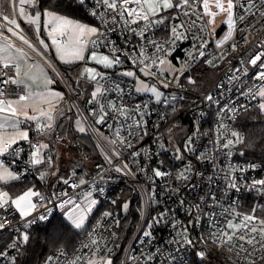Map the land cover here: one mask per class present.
I'll return each instance as SVG.
<instances>
[{
    "label": "built area",
    "instance_id": "2783aa9c",
    "mask_svg": "<svg viewBox=\"0 0 264 264\" xmlns=\"http://www.w3.org/2000/svg\"><path fill=\"white\" fill-rule=\"evenodd\" d=\"M173 2L175 3L177 0H173ZM81 5L91 16V24L100 27L103 31L102 25L105 18L91 15V11L98 7L96 0H85V3ZM239 11L238 8L234 9L237 27L233 36L221 47L216 46V41L227 34L228 28L224 23L218 25L216 20L214 33L212 25L208 26L206 32H197L196 27L193 26L191 31L186 33V38L176 40L173 44L170 37L171 21L168 17L180 13L182 21L187 20V17L182 16V9L162 11L160 15L165 18L164 23L152 25L144 39H140L132 32L127 31L124 25H120L115 31H107V38L114 41L119 49H123L127 42L129 51H131V47H142L149 56H153L155 49L149 41L164 45L166 49L171 47V54L166 57L160 54V58L171 62V70L181 69V62H184V76L179 81L183 87L178 86L172 80L167 71L169 67L167 64L160 65L159 60H157L158 68L165 70L166 80L160 77L157 68L152 69L153 72L157 73L155 77L143 76L139 67L134 68L126 56L121 57L124 61L121 65L112 69L97 67L101 73H107L106 79L98 77L95 81L90 80L86 75H82L83 69L89 65L88 51L85 52V60L81 64L79 63L78 73L72 81L71 77L63 72L59 63L50 53L46 52L42 58L22 41L15 37L12 38V42L25 48L30 55L39 57L53 71L66 93L67 101L82 118L96 146L100 145L97 146L100 158L90 161L87 166L74 165L67 176L57 177L46 169V160L40 165L31 164L30 154L33 149L30 147L29 141L32 144H43L46 135L54 129L58 115L53 128L51 130L46 129L44 133L37 132L34 122H27L29 141H19L16 151H9L5 154L2 157V163L19 174L20 180L31 181L32 187L48 198L49 202L45 207L37 200V209L26 219H21L11 208L7 213L0 211V214L8 215L14 221L13 223H6L4 230L0 231V241L7 240L0 249L7 253L6 256H0V264H13L12 257H15L14 264H16L17 255L24 243H19L18 249H13L8 245L17 239L18 234H27L35 225L49 222L56 214H60L59 211L63 208H70L71 205L61 204V201L68 198L82 205H87L92 199L97 200V203L92 205L93 211L88 213L85 226L79 230L73 227L81 234L75 248L72 250L58 248L49 256L52 259L49 260L48 258L43 264H72V260L78 252L89 253L87 248H81L83 243L88 242L89 233H92V236L99 242L102 249L101 254L110 256L112 264H193V262L204 261L212 253L218 254L235 264L238 260L240 264H244L243 260L233 252H229L227 247L222 248L211 242H205L208 240L211 230L209 221L212 218L203 214L214 211L217 214L215 218L222 224L225 209H234L239 213H246L252 208H264V195L259 191L250 190L254 179H264V162L239 158L237 155L238 143L228 150H218L219 145L212 143L221 138L220 123L225 124L229 132L235 130L242 137L243 134L238 125L239 119L245 113L260 108V103L264 102L259 95L253 98L248 94L249 89L258 90L264 86V81L258 80L255 75L260 70L261 61L257 62V66L249 64V58L255 53H264V15H261L259 11L254 16L249 13L245 20L240 22L238 19ZM209 19V17H205L204 22ZM18 21L20 22V20ZM20 24L23 29L21 34L26 35L33 44L40 47L21 22ZM132 27L139 29L144 27V24L141 22L139 26L132 25ZM241 29H245V31L241 32ZM193 33L196 37H204L208 41L207 46L203 49L205 52L203 57L193 47L194 44L200 43L194 38ZM245 36H247L246 43L243 42ZM234 43L236 44L235 51L232 50ZM89 49L91 50V45H89ZM95 51L111 56L113 50L112 48L98 47ZM189 53L195 59H190ZM138 56L137 53L131 58L136 60ZM206 60H213L215 66L207 64ZM124 69L136 71L147 81H157L159 84L172 82L167 88L162 87L164 96L160 102H157L154 96H142L134 90L137 86L136 79L118 75ZM236 69H241V71H236ZM10 74L12 73L10 72ZM189 76L196 81L195 84L188 83L187 77ZM83 82L91 84L90 91L83 90ZM117 83L123 88L122 93L113 92L109 88L110 85L114 87ZM98 87L101 88L102 92L105 88H109L105 95L109 99L115 95L116 103L127 105L128 113L132 117L128 120H125L124 117L119 119L121 124L125 125L123 130L125 138L132 140L133 146L122 148L120 158L113 157L111 164L106 159L105 152L110 155L114 146L106 143L101 137L115 138L113 129L94 124L87 114L90 108L97 107V105L96 103L85 104L83 102V99L89 101L91 93ZM13 88L15 86L10 82L4 86L5 97H12ZM22 90L23 86L16 89V93L19 94ZM208 94L213 97L211 101L205 99ZM137 105H147L145 109L147 114L143 117L138 113L133 114L131 110ZM224 105H228L230 108L234 105L233 111L221 112L220 109ZM135 120H141L146 129V135L140 133L142 135L140 140H133L132 136L127 135V126L133 125ZM108 122L112 123L114 127L117 126L114 120L109 119ZM21 126L25 127L24 124ZM224 135L227 136V133ZM189 136L193 139L192 150L185 151V141ZM227 138L231 137L228 136ZM118 145L119 140L117 139ZM102 148L104 151L101 150ZM177 148H180L182 159L176 158ZM47 149H40L42 159L45 156L52 157V152L47 151ZM137 151L140 155L132 157L131 154ZM204 153L208 154V158L206 160L199 159V155ZM125 162L128 163L131 171L117 172L116 168L122 167ZM252 165H255L254 170ZM185 168L191 169L189 174L193 179L189 181L175 179L177 174ZM231 168L237 169L234 175L239 184V191L225 187L227 184L225 172ZM153 169H160L169 175L155 177ZM239 169H243V171ZM73 172L77 175L73 176ZM42 173L45 174L43 179H41ZM69 177L77 183L81 178L85 179L86 182L79 187L72 188L62 182V178ZM124 188L129 190L131 197L135 196L140 200V215L128 237H126L125 231L129 224L127 221H123V214L127 209L118 204V200L121 198L119 189ZM64 192H67L68 195H62ZM210 192L214 193L219 201L214 207H209L211 202L207 200ZM88 193H91L90 197L87 196ZM201 197L205 199L201 200ZM180 201H185V203L182 205ZM197 203H200L202 211L195 209ZM46 211L47 218L40 220L39 216ZM190 211L193 213L192 215H189ZM104 212H111L112 215L104 217L102 215ZM162 213L165 214V219L159 223L154 222L153 217H159ZM257 214L264 216V211H258ZM62 216L66 218L65 211ZM197 217H199L198 221ZM33 220V223L27 224V221ZM190 221L197 222L193 226ZM26 224L27 226H25ZM173 224H176L177 227L173 228ZM147 225H151V227H146ZM182 226L188 228L187 235L192 241L191 244L174 243V241L179 240L176 233L181 230ZM93 228H95V232H93ZM145 230L150 231L151 236H143L142 233ZM108 249L110 251H107ZM200 251L206 253L203 260L198 255ZM61 253H66V255H61ZM259 254L257 253V255ZM147 256H151L152 259H145L144 257ZM89 258L95 259V257L90 256V253Z\"/></svg>",
    "mask_w": 264,
    "mask_h": 264
},
{
    "label": "snow or ice",
    "instance_id": "6c2138e0",
    "mask_svg": "<svg viewBox=\"0 0 264 264\" xmlns=\"http://www.w3.org/2000/svg\"><path fill=\"white\" fill-rule=\"evenodd\" d=\"M80 4H84L85 0H79ZM98 7L91 11V15L94 17H104L102 31L100 27L88 25L76 21L65 15H60L57 12L50 11L48 9L40 10L38 8V0H9L10 7L13 8L14 12L18 6V15L20 20H23L26 24L34 27V31L37 36L38 44H33L26 35L21 34L23 29L21 24L16 18H10L8 15H0V157L9 153V151L15 152L16 146L19 141H29V132L27 131V122H34L37 132L44 133L45 130H51L53 128L55 119L57 115L63 116L64 110L58 109L54 100L62 98L63 94L60 92H55L47 89L48 85H51L54 80L51 78H46L45 91L33 92L30 90L29 80L33 83L38 79V75L33 72V69L39 70L38 65L27 64V70L22 71V62L27 63L25 57L28 55L21 48L15 47L12 43V38L15 37L22 41L28 46L33 52L38 56L44 58L47 50L54 46L55 52L59 59L65 63H71L73 61H83L85 60V52H89L88 59L94 61L97 65L102 66L105 69H112L117 65H121L124 61L121 59L122 56L128 58V62L133 65V67H139V71L143 76L155 77L156 72H153V68H157L160 77L165 80V70L159 69L157 66V60H159L160 65L167 64L169 67L167 69L168 74L172 77L178 86L183 87L179 84L180 78L184 76L183 66L184 62H181L182 68L171 70V62L166 59H161L160 54L165 57L171 54V47L165 48L164 45H160L155 41H149L151 46L155 49L153 56H149L144 48L131 47L129 51V46L126 45L123 49H119L115 42L107 38V31H115L120 25L126 26V30L132 32L134 35L138 36L140 39L146 38L147 32L150 27L154 24L164 23L165 18L160 15L162 11H167L169 9H182V16L187 17V20L182 21L181 14L178 13L176 16H170L168 19L171 21L170 27V37L173 44L176 40H181L186 38V33L190 32L192 27H196L197 32H206L208 26H213L215 19L218 16H224L226 19L223 21L224 25L228 28L227 34L220 40L216 41V46L221 47L229 39L232 38L233 33L237 27L236 19H234V9H239L238 19L243 22L246 16L251 13L253 16L257 11L264 15V2L261 0H96ZM25 5H28L30 9L35 11H26ZM215 9V10H213ZM195 17V19H193ZM209 17L210 19L204 22V18ZM143 22L144 27L133 28L132 25L139 26ZM203 22V23H201ZM111 26V27H110ZM45 29L47 37L50 39V44L45 42L40 36L41 30ZM183 29V31H181ZM245 29H241L244 32ZM7 33V34H6ZM211 34V33H210ZM194 38L199 40V44H194V49L199 51V55L203 57L205 52L203 49L207 46L208 41L204 37H196L193 33ZM243 42H247V36L244 37ZM91 45V50L89 49ZM98 47L112 48L111 56L108 54H100L95 51ZM13 48L14 52L13 53ZM236 44L232 45V50L235 51ZM139 54L138 59L133 60L131 57L133 55ZM190 59H195L191 53L188 54ZM264 53L257 52L249 58V64L252 66H257V62L261 61L259 65V72L256 73V78L258 80L264 81ZM70 58V59H67ZM222 58V57H221ZM207 64L215 66L213 60H206ZM236 71H241V69H236ZM10 72L12 74H10ZM82 75H86L90 80L106 79L107 73H101L96 68L85 67L83 69ZM118 75H123L126 77H131L136 79L139 87L134 90L136 92H151L154 94L157 102H160L162 92L156 86H149L145 82L141 81L136 73L132 70H123L118 73ZM189 84H195L196 81L192 77H187ZM9 82L15 86L12 89V97L5 98L4 86L9 84ZM168 83H161V87L167 88ZM23 90L16 93V89L21 88ZM220 87V85H218ZM109 88L113 92H123V88L120 84H115L114 87L111 85ZM109 88H105L103 92L101 88H96L95 91L91 93V99L87 103H96L97 107L90 108L88 110V117H90L94 124L101 125L113 129L114 137L109 139L107 136H102L101 138L109 145L114 146L112 153L109 155L105 152V157L111 164L113 157L119 159L121 156V149L124 147L131 148L133 146V141L125 138L123 130L125 125L121 124L120 117H124L125 120L131 119V115L128 113V106L123 103H116V97L113 95L111 99L108 98L105 93L109 91ZM99 94V99H98ZM243 95V93H241ZM249 95L255 98L257 95L261 97L264 101V86L262 89L253 90L249 89ZM206 100L211 101L213 99L211 94L205 97ZM107 101V103H105ZM42 105H47V107H42ZM261 110H264V102L259 105ZM147 105H137L132 109L133 114H139L141 117L146 115L145 109ZM233 107L224 105L220 109L221 112L228 113L233 111ZM174 110V109H173ZM30 111L32 114H30ZM109 119L116 122V127L112 123H109ZM163 119V117H162ZM77 129L81 133L87 131L84 126V122L80 119L75 121ZM24 124L25 127L21 128ZM127 135L132 136L133 140L142 139L143 133L146 135V129L141 120H135L133 125L127 126ZM219 130L221 132V138L214 140L212 143L214 145H219L218 150H228L234 147L237 143L243 142V137L235 131H228L225 124H219ZM171 131V130H170ZM227 133V136L224 134ZM230 136L231 138H227ZM117 139L119 140V145L117 146ZM193 139L189 136L185 141V151H191V145ZM30 147L33 149L31 152V164L40 165L47 161V166L52 167V157L45 156L44 159L40 156V149H47L48 144H32L29 141ZM98 147L100 145H97ZM104 151V149H101ZM177 159H182L180 148L176 149ZM132 157L139 156V151L133 152ZM208 154H200L199 159L206 160ZM255 169V165L251 166ZM131 169L127 162L123 164L122 167H117V172H122ZM236 168H231L225 172V179L227 184L225 187L227 189H233L239 191V184L236 176L234 175ZM243 171V169H239ZM153 175L155 177H163L169 175L160 169H153ZM221 171H224L221 169ZM191 172L190 168H185L180 171L175 179L189 181L193 177L189 174ZM56 175L55 169L52 172ZM45 174H41V179L44 178ZM77 175L73 172V176ZM202 175V174H201ZM20 178L19 174L9 169V167L0 163V185H6L10 181L18 180ZM212 179L211 177L209 178ZM62 182L66 185H70L72 188L79 187L85 184V179H79L77 183L75 180L69 178H62ZM250 190L259 191L264 195V179H254L250 186ZM62 195L67 196L68 193L64 192ZM88 197L91 193L87 194ZM204 200V197L200 198ZM39 201L41 205L46 207L49 202L48 198L44 197L42 193L35 190L34 187H29L26 190L12 195L9 191L4 190L0 186V211L7 213L9 208L13 209L21 219H26L32 215V213L37 209ZM207 200L211 202L209 207H214L219 203L217 196L214 193H209ZM97 200L92 199L87 205H82L79 202L73 201L71 198L61 201L62 205H71L70 208H65L66 221L69 227H74L79 230L85 226V222L88 219V213L93 211L92 205H95ZM115 203V201H113ZM183 205L185 201H180ZM124 209L128 208V203L122 205ZM197 211H202L200 203L195 205ZM258 211H264V208L257 209L252 208L249 212L239 213L234 209H225L224 221L221 224L215 217L216 213L214 211L204 212L203 214L211 217L209 221L210 232L208 235V240L212 244L218 247H227L229 252H233L237 257L243 260L244 264H257L258 261L264 262V216L258 215ZM193 213L190 211L189 215ZM104 217L111 216V212H104L102 214ZM47 218V211L39 216L40 220H45ZM165 219V214L162 213L159 217H153V221L156 223L162 222ZM199 217H197V221ZM197 221H190V223L195 226ZM11 217L8 215L0 214V231H3L6 223H13ZM33 221H27V224L33 223ZM118 223V221H117ZM27 224L25 226H27ZM100 226V225H97ZM146 227H151L147 225ZM173 228L177 225L173 224ZM95 232V228H93ZM188 228L182 226L181 230H178L176 235L179 237L178 241L174 243L180 244H191L192 241L187 235ZM143 236H151L150 231H143ZM89 240L87 243H83L81 248H87L89 250L90 256L95 257V259L89 258V253L78 252L72 260V264H112V259L106 254H101L102 249L99 242L89 233ZM115 235V233H112ZM29 241V235L23 234L17 235V239L14 240L8 247L13 249H18L19 243L26 244ZM106 249V245H105ZM107 251H110L108 249ZM257 253H260L257 255ZM7 253L0 250V256H6ZM61 255H66V253H61ZM199 257L203 260L206 257L204 251L198 253ZM145 259L151 260V256L144 257ZM52 258L49 257V260ZM13 264L15 257H12ZM240 264V261H237Z\"/></svg>",
    "mask_w": 264,
    "mask_h": 264
},
{
    "label": "trees",
    "instance_id": "16d2710c",
    "mask_svg": "<svg viewBox=\"0 0 264 264\" xmlns=\"http://www.w3.org/2000/svg\"><path fill=\"white\" fill-rule=\"evenodd\" d=\"M38 8L51 9L56 12L66 14L74 19H80L91 23L92 19L88 11L78 2V0H38ZM59 66L64 73H67L73 81V74H77L79 64H68ZM73 73V74H72ZM87 91L91 90V84L85 83ZM86 104L87 100L83 99ZM71 110H65L63 116H58L54 131L55 137L66 138L70 141L73 151L77 154L74 164L87 166L90 161L99 160L100 154L96 143L88 131L81 133L73 124ZM77 115V113H75ZM240 131L243 134V142L238 143L237 155L241 159H253L264 162V113L259 108L253 109L245 113L238 121ZM53 144L50 145L47 151L54 154ZM54 156L52 158L53 163ZM85 159L84 163L82 160ZM70 165L68 169L59 168L56 171L57 177L67 176L73 167ZM45 167L51 173L54 166L48 167L47 162ZM4 190L15 195L29 187L33 186L31 181H22L20 179L10 181L6 185H0ZM121 191V192H120ZM121 198L118 200L119 206L128 203V208L123 214V221L128 222V227L125 231L126 237L129 236L132 227L137 222L140 215V200L138 197H131L128 189H119ZM29 241L23 244L16 259V264H43L52 252L58 248L72 250L75 248L81 234L73 227H69L67 221L60 214H56L49 222L39 223L27 232ZM7 240L0 241V249L4 246ZM123 244V243H122ZM204 261L193 262V264H235L221 257L218 254H209ZM257 264H264L260 262Z\"/></svg>",
    "mask_w": 264,
    "mask_h": 264
},
{
    "label": "rangeland",
    "instance_id": "374dc122",
    "mask_svg": "<svg viewBox=\"0 0 264 264\" xmlns=\"http://www.w3.org/2000/svg\"><path fill=\"white\" fill-rule=\"evenodd\" d=\"M17 5H18V0H17ZM24 7H25L26 11H32V12L35 11L34 9H30L28 7V5H25ZM48 10L53 11L51 9H48ZM54 12H56V11H54ZM57 13L60 14V15L68 16V15L60 13V12H57ZM0 14L1 15H8L10 18H16V19L20 20L19 15H18V6L16 7L15 12H14L13 8L10 7V5H9V0H0ZM68 17H70V16H68ZM70 18H72V17H70ZM75 20L78 21V22H81V23H85V24L94 26L93 24H91L89 22H86V21H83V20H80V19H75ZM20 22L22 23L23 27L38 42L36 33L34 31V27L31 26V25L26 24L23 20H20ZM40 36L43 39H45L46 43L50 44V39L47 37L45 29L42 28V30L40 32ZM12 43L14 45V48L15 47L21 48L24 52H26L28 54L25 57V60L27 61V63H23L22 62V71L23 70H27V64H33V65H38L39 66V70H37L35 68L33 69V72L38 75V79L36 80L35 83H33L31 80H29V84L31 86L30 90L33 91V92L45 91L46 90L45 89L46 78L53 79L54 82L51 85H48L47 89H50V90L55 91V92H60V93L63 94L62 98H58V99L54 100V103H56L57 108L58 109H63L64 111L65 110H71L70 116H72V121H73V124H75V126H76L75 121L77 119H80L81 121H83L82 118L78 114L77 115L75 114L76 111L73 109L71 104L67 101L66 93H65L64 89L62 88L59 80L57 79V77L53 73V71L50 70L39 57L30 55L25 48H23L22 46H20L18 44H15L14 42H12ZM14 48H13L12 51L15 54ZM47 52L50 53L53 56V58H55L56 62L60 63L61 65L79 64V63L81 64V62H82V61H73L71 63H65L64 61L59 59L58 55L55 52V47L54 46L50 47L47 50ZM67 59H70V58H67ZM88 66L97 69V67L100 66V65H97L94 61H91L89 59V65H87V67ZM124 70H129V69H124ZM121 71H123V70H121ZM134 72L136 73V76L139 77V79L141 81L145 82L149 86H153V85L156 86L163 93L161 98L164 96V89L161 87V84H159L157 81H147V80L143 79L140 75H138V73L136 71H134ZM65 74L69 77V75L67 73H65ZM73 76L75 77L76 74H73ZM139 86L140 85L137 82V86L136 87H139ZM82 88H83L84 91L87 90V86H86L85 82L82 83ZM137 93L142 95V96H145V95L154 96V94H152L151 92H148V91L137 92ZM88 94H89V92H88ZM5 98H10V97H5ZM62 106H63V108H62ZM42 107L46 108L47 105H42ZM259 110L262 113H264V110H261L260 108H259ZM30 114H32L31 111H30ZM58 116H60V115H58ZM84 126H85V124H84ZM21 128H23V127L21 126ZM43 144H48L49 146L53 144L55 146V147H53L54 154H52V158L54 156L52 165L54 166L55 171H57L59 168L68 169L70 165H72L75 162H77L76 161L77 154L73 151V149L71 147V144H70V141L68 139H66V138H64V139H62L61 137L56 138L54 130H51L46 135L45 139L43 140ZM2 157H0V163H2ZM84 161H85V159L82 160L83 163H84ZM64 211H65V208H63L62 210L59 211L61 216L64 213ZM64 219H66V218H64Z\"/></svg>",
    "mask_w": 264,
    "mask_h": 264
},
{
    "label": "crops",
    "instance_id": "0c3cea01",
    "mask_svg": "<svg viewBox=\"0 0 264 264\" xmlns=\"http://www.w3.org/2000/svg\"><path fill=\"white\" fill-rule=\"evenodd\" d=\"M226 19V17H224V16H218L217 17V19H215L216 21H217V23H218V25L220 24V23H223V21ZM24 128V127H23Z\"/></svg>",
    "mask_w": 264,
    "mask_h": 264
}]
</instances>
